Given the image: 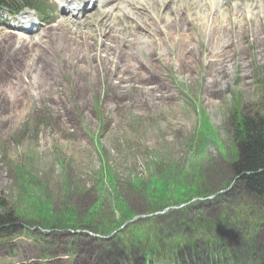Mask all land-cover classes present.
<instances>
[{"label": "rangeland", "instance_id": "1", "mask_svg": "<svg viewBox=\"0 0 264 264\" xmlns=\"http://www.w3.org/2000/svg\"><path fill=\"white\" fill-rule=\"evenodd\" d=\"M45 1V17L0 8V38L23 49L0 55V212L21 225L0 238V264H161L136 239L150 220L141 215L158 216L159 243L209 220L239 262L259 261L264 199L235 173L234 111L264 117V0H146L84 17L66 0ZM54 31L89 41L93 57L75 64L58 53L38 67ZM28 56L30 82L19 78ZM31 83L39 93L29 103ZM178 192L198 205L174 208ZM195 244L206 261L174 244L180 264L209 261L205 240Z\"/></svg>", "mask_w": 264, "mask_h": 264}, {"label": "trees", "instance_id": "2", "mask_svg": "<svg viewBox=\"0 0 264 264\" xmlns=\"http://www.w3.org/2000/svg\"><path fill=\"white\" fill-rule=\"evenodd\" d=\"M8 1L10 0H0V6H6L8 8H11V6H16L15 4H12L11 6L8 5ZM22 3L24 6L34 8L40 12H43L45 8L42 0H22ZM53 34L55 37L54 39H52V42L46 43V46H44L43 51L40 53L41 59H39L38 56L36 57L38 67H40L39 63H41V61H44L45 63H47L48 66H50L49 61L53 56L55 57V59L58 60L56 56L58 53H62L64 55L62 56V59L64 61H69L75 64L78 62L79 64L82 61L80 58L81 55L84 54L86 56L85 53H87V50H91L92 48H94V46L89 41L83 42V40H79L75 36L73 37L71 34L68 33L63 35L61 33L56 34L55 31ZM10 35L12 36V34H5L0 38L1 56H2L1 52L5 50L6 47H13L16 50H19L21 52L23 51L21 47L17 46L18 42L20 41H18L16 37L15 38L10 37ZM5 43H7V45H5ZM44 43H45L44 39H41L37 44V46L41 47L43 46ZM121 43L127 44V42L125 41ZM24 44H26V42ZM102 46L103 47L101 50L104 51L103 49H105V45ZM90 53L91 52L87 53V57L88 56L93 57V55ZM30 57L31 56H28L27 59L23 61V63H25L26 66L24 69H21L22 74L19 73L20 75L19 78L23 76L28 82L31 81V78H37V77H33L34 73L33 71L29 70V66L27 64ZM44 69L46 70V67H44ZM39 72H41V68L39 69ZM83 73L84 72H79L78 74L82 75ZM46 85L49 87L48 83H46ZM118 85L119 84H117V87ZM30 86L36 89L38 83L29 84L28 86L29 90L25 92L26 94L29 95V98L27 99L29 103L35 100L36 96L38 95L36 93L38 91L30 88ZM40 86H44V85H40ZM119 87L128 89V87L131 86L123 84L120 85ZM25 89H27V87ZM32 90L34 91L32 92ZM42 91L43 89H41V92ZM236 96L238 97V94H236ZM10 99L12 101H16V104H20L22 101L21 98L11 97ZM234 112H235L234 120L236 124V135L237 137L239 136L238 140H240V144H241V151L238 150V152L236 151L235 153L236 157H238L236 160L235 173L236 175H241L240 179L243 180L245 187L247 188V192L248 194H250L251 198L261 201L264 199V117L260 121L251 122L250 119H246V117L238 107H236ZM252 132H254L253 135ZM248 135L249 137L247 138ZM179 193L180 192L168 196L169 198L172 197L176 199L175 203L173 204L179 205L182 202L183 203L189 202L191 201L192 198L197 197L194 196L190 198L191 195L184 197L183 194L182 197H180ZM1 202L2 201H0V209L4 208L5 210V207H3L4 205ZM197 203L199 202L198 201L193 202L191 205H187V207L185 206V208L188 209L189 206L195 204L198 205ZM169 204L171 203H166L165 205L163 204L162 206L167 207L169 206ZM251 208L252 207L245 208L246 209L245 214L247 216L249 214L248 211ZM9 216H10L9 213L7 212L6 213L0 212V226H4L0 229V238L10 236V234H13L16 231L17 227L21 226L19 223L20 220H15V218L14 219L9 218ZM243 216L244 215H241L238 217V220L237 219L235 220L242 223L244 222ZM157 217L153 216L154 222H152L153 220H151V217L148 218L150 220H148L147 222L144 221L145 223L142 224L143 226L146 227L147 232L146 230L142 229L143 231L141 232L140 235H137L136 238V239H140V237H143L142 238L143 240H138V241L144 242L145 244L144 251L146 253L145 255L146 258H148L150 261L158 262V258L161 257V264H180L181 262L178 258L182 257V255L181 254L178 255L179 252L177 253V251L179 247H174V244L176 246L177 245L181 246L185 243L190 245L193 258L197 257L202 259L203 261L204 260L206 261V256H204L202 252H199L195 244L198 240L204 239L205 243H207L208 246L207 254L209 261L203 262V264H242V262H239L236 259V257L233 255L230 245L227 243V241L219 232L215 234L208 231L204 227V224H210L209 220L206 221L203 220L202 222H201L202 219L194 220V222L192 223L195 224L196 227L192 228V231L190 233L184 234L182 236L181 235L175 236L172 240L169 239L167 234H165L167 241H165V243L163 242L159 243L157 239L158 231L156 229L158 225L155 222L158 219ZM250 220L254 221V223L257 222V219L254 218H250ZM256 229L258 230L257 227ZM253 230L254 233L257 231L255 230V226L251 225V229L250 231H248V236L250 239L254 238L255 236V234H253ZM117 237L123 239V236L120 234H117ZM170 242L172 244H170ZM244 264H264V254L259 261L257 260L256 262H245Z\"/></svg>", "mask_w": 264, "mask_h": 264}, {"label": "bare ground", "instance_id": "3", "mask_svg": "<svg viewBox=\"0 0 264 264\" xmlns=\"http://www.w3.org/2000/svg\"><path fill=\"white\" fill-rule=\"evenodd\" d=\"M146 0H100L99 2L103 5V7H111V8H114V10H118V9H121V8H129L130 5H132L134 2H138L140 4H142V2H144ZM65 2H68L67 0ZM70 2H74L73 1H70ZM211 2V1H210ZM163 3H165V1H163ZM216 4V3H214ZM213 6V5H212ZM76 9V8H75ZM78 10V9H77ZM86 14V13H85ZM107 15L110 14V11L106 13ZM112 16L114 15L113 12H111ZM86 16V15H85ZM118 17V15H115V17ZM24 20H26L27 23H29V18L28 16H25ZM1 17H0V23H1ZM51 25H56L55 24H51ZM50 25L46 26L45 28L49 27ZM105 26V24H103L102 26H100L101 28ZM40 30V29H39ZM40 34V32H39ZM29 40V39H27Z\"/></svg>", "mask_w": 264, "mask_h": 264}, {"label": "water", "instance_id": "4", "mask_svg": "<svg viewBox=\"0 0 264 264\" xmlns=\"http://www.w3.org/2000/svg\"><path fill=\"white\" fill-rule=\"evenodd\" d=\"M231 189V186H229L228 188H226L225 190H223L224 192H227V191H229ZM167 209H169V208H167ZM167 209H165V210H167ZM149 215H141V216H137V218H135V220L136 219H139V218H145V217H148ZM2 227H4V226H0V228H2Z\"/></svg>", "mask_w": 264, "mask_h": 264}]
</instances>
